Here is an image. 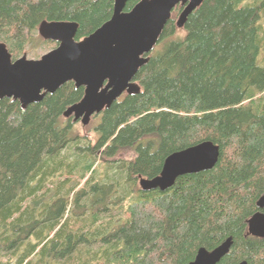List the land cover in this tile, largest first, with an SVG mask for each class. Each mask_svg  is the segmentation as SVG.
I'll return each mask as SVG.
<instances>
[{
  "label": "trees",
  "instance_id": "16d2710c",
  "mask_svg": "<svg viewBox=\"0 0 264 264\" xmlns=\"http://www.w3.org/2000/svg\"><path fill=\"white\" fill-rule=\"evenodd\" d=\"M112 7L0 0V42L12 59L36 40L50 47L36 34L42 21L75 22L80 40ZM180 9L134 76L140 92L90 118L93 139L63 116L83 96L72 82L26 109L0 99V264H189L227 237L217 264H264V237L246 234L264 193V0H204L177 28ZM203 141L219 148L213 168L164 191L139 187Z\"/></svg>",
  "mask_w": 264,
  "mask_h": 264
},
{
  "label": "water",
  "instance_id": "95a60500",
  "mask_svg": "<svg viewBox=\"0 0 264 264\" xmlns=\"http://www.w3.org/2000/svg\"><path fill=\"white\" fill-rule=\"evenodd\" d=\"M127 1L113 0L110 18L80 40L75 39L77 23L42 21L37 27L39 36L57 45L37 59H29L25 53L12 59L6 45L0 42V99H12L26 109L62 84L72 82L76 88L83 87V96L67 107L63 116L85 125L122 94L139 93L134 76L148 61L173 9L181 7L175 26L183 28L187 16L204 0H138L125 11ZM218 156L219 148L211 141L175 151L163 160L157 176L140 178L138 185L145 191H164L181 175L213 168ZM255 205L257 211L246 220V234L263 238L264 193ZM231 244V237H227L212 250L200 247L189 264H217Z\"/></svg>",
  "mask_w": 264,
  "mask_h": 264
},
{
  "label": "rangeland",
  "instance_id": "374dc122",
  "mask_svg": "<svg viewBox=\"0 0 264 264\" xmlns=\"http://www.w3.org/2000/svg\"><path fill=\"white\" fill-rule=\"evenodd\" d=\"M174 18L176 19V17H174ZM181 32L182 31H179L178 33H181ZM36 34L39 36L37 30H36ZM41 40L44 41V42L45 41L46 42H52V41L44 40L42 38H41ZM53 43L54 44H52L50 47H47V48L44 49L43 47H45V46L43 45V43H40L38 40H36V41L33 42V44H28V47L26 48L25 52H23V53H25L27 58H29V59H37L41 55H43L44 53H46L49 50H51L52 48H54L56 45H55V42H53ZM156 46L157 45L154 46L153 50L156 49ZM75 123H76V125H75L76 129L78 130L80 135H87L89 138L93 139L94 135L92 134V132L90 130V126L92 125L91 120H89V122L87 124H85V125H82L79 120L76 121ZM96 166L98 168L99 175H101V173L105 172V168H103L101 165L97 164ZM98 247L100 248V246H98V244H95L94 247H93L94 248L93 250L97 249ZM6 259H8V257L5 254H3L1 256V260L5 261ZM32 260L35 261V262L37 261V259L34 260V258ZM90 261H91L90 264H102L103 263V261L100 260V259L99 260L91 259ZM14 262H15V260L13 259L12 264H14ZM49 264H60V262L59 261H55L54 263L53 262H49Z\"/></svg>",
  "mask_w": 264,
  "mask_h": 264
},
{
  "label": "flooded vegetation",
  "instance_id": "af4514ba",
  "mask_svg": "<svg viewBox=\"0 0 264 264\" xmlns=\"http://www.w3.org/2000/svg\"><path fill=\"white\" fill-rule=\"evenodd\" d=\"M83 88V87H82ZM70 118H72V117H70Z\"/></svg>",
  "mask_w": 264,
  "mask_h": 264
}]
</instances>
